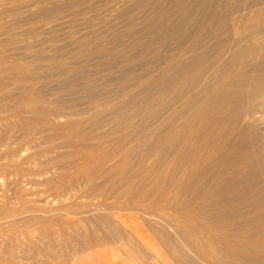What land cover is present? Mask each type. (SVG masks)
<instances>
[{
	"label": "rangeland",
	"instance_id": "374dc122",
	"mask_svg": "<svg viewBox=\"0 0 264 264\" xmlns=\"http://www.w3.org/2000/svg\"><path fill=\"white\" fill-rule=\"evenodd\" d=\"M148 1L0 0V264H264V26L210 95Z\"/></svg>",
	"mask_w": 264,
	"mask_h": 264
},
{
	"label": "bare ground",
	"instance_id": "6f19581e",
	"mask_svg": "<svg viewBox=\"0 0 264 264\" xmlns=\"http://www.w3.org/2000/svg\"><path fill=\"white\" fill-rule=\"evenodd\" d=\"M174 1H176L178 4V11L180 12V18L174 19L171 22V24H169V25L167 24V26H169V27L166 30V34L169 37L174 33V30L178 28L182 32V34L179 32L180 35H182V36H180L182 38H181V41H179V43L180 42H182V43L187 42V40H188L187 39L188 37L186 35L188 33L187 32L188 31L187 26L190 22H192L194 28H196V31L194 32V35L192 36V39H191L192 50L197 51V49L201 45L204 46V49L205 48L209 49L210 46H216L218 43L224 44L227 48H229V51L231 49L232 50L234 49L233 52L231 53L230 57L228 58V60L226 59V63H224L225 61L223 62L224 65H223V63H221V66L222 65L226 66V69L224 70L223 75L221 76V79L217 83V86H213V85L210 86L208 94L212 95L217 91L224 90V88L227 86L228 82L231 81L230 76L232 75L233 78L235 79V77H234L235 74H233V73H236L238 75L239 70H237V69L242 63L245 52L248 51V49H250L249 47H252L254 45L258 46V44L260 42V41H258L259 40L258 34H260V31L262 30V26H264V0H174ZM155 7H154V9H155ZM203 9H205L206 14H204V17L201 16V18H198L196 12L200 11V10H202V12H204ZM154 11H152L153 14H154ZM165 11H166V9H165ZM168 18L170 19V18H174V17L169 12L160 13V11H159L157 19L154 22H152V19H151L150 22L153 23L152 26L154 28H162L166 25V22H167V21H165V24H164L163 20H166ZM162 32H163V30L161 32L159 31V34ZM161 36L163 37V35H161ZM232 37L234 38L233 40H232ZM154 39H155V37H154ZM156 40H158V39H156ZM161 40H162L161 42H163L162 38H161ZM168 40H169V38H168ZM152 41H153V39L151 40V42ZM158 41H160V39ZM189 41H190V39H189ZM151 42H150V44H151ZM169 42L170 41H168L167 43H169ZM261 42H262V40H261ZM213 50H214V48H213ZM213 50L211 49L212 52H214ZM204 53L206 54V51ZM258 54H259V52H258ZM207 55H209V53ZM182 56H185V55H182ZM180 57L181 56H179V58ZM197 58L199 59V57H197ZM249 61H250V59H249ZM252 66H253V68L256 69V68H259L260 64H258V62L256 61L255 63H253ZM260 67L264 68L262 65ZM223 68H220L219 72H221L222 71L221 69H223ZM31 92H32V90H31ZM27 102H24L25 106H31V104H32V106L38 107L40 105V100L38 101L37 98H36V100L33 101L35 103H33V102L27 103ZM42 103H44V102H42ZM44 115L47 117L46 111H43V116L41 118L45 117ZM48 116L50 117V115H48ZM43 120H45V119H43ZM234 240L235 239H233V237H231V236L228 238L227 250H229V251H232L234 249L240 250L243 247L240 245V243H236Z\"/></svg>",
	"mask_w": 264,
	"mask_h": 264
}]
</instances>
